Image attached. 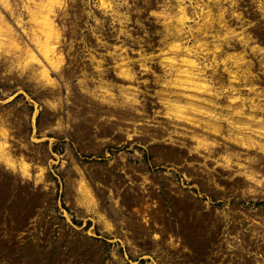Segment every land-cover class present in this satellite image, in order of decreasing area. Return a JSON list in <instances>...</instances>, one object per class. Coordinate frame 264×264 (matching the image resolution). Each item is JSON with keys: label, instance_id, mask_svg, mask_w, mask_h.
<instances>
[{"label": "rangeland", "instance_id": "obj_1", "mask_svg": "<svg viewBox=\"0 0 264 264\" xmlns=\"http://www.w3.org/2000/svg\"><path fill=\"white\" fill-rule=\"evenodd\" d=\"M11 1L22 13L24 25L29 24L22 0ZM116 1L128 21L102 13L96 7L99 0H66V17L60 10L55 21L69 24L77 17L72 24H101L100 19L102 24H154L155 19H162L156 12L165 11L148 6L149 0ZM249 1L247 9L252 14L245 20L246 52L253 60V73L258 74L254 87L259 90V50L251 47L259 44L256 26L259 21L264 24V18L259 19L258 8L264 12V0L260 7L259 0ZM179 2L190 16L185 24L202 21V0ZM77 6L83 12L75 10ZM0 9L16 26L18 39L28 41L14 17ZM240 9L232 4L224 13L225 23L235 25V32L243 27L237 17ZM213 18V27L219 29L214 13ZM209 33L204 37L215 40L216 35ZM260 45L264 47V41ZM87 52L83 55L94 53ZM9 55L0 52V126L9 131L8 153L16 163L12 166L0 158V264H264V173L254 171L256 179H252L245 170L251 160L259 161L262 151L246 152L217 134L216 141L222 139L217 151L224 152V142L240 151L238 160L233 156V163L224 165L218 152L191 149L194 142L179 133H189L185 128L147 124L143 97L130 104V116H125L133 122L115 121L105 111L89 123L71 116L66 119L63 107L52 103L50 85L36 83L30 71L17 65L7 71ZM73 58L71 67L76 69ZM132 65L135 71L147 70L137 61ZM139 72L138 82L133 83L141 89L138 92L144 91L143 96L150 90L142 81L147 74ZM72 76L68 83L76 89ZM21 157L30 162L28 173L20 169ZM259 177L262 184L257 183Z\"/></svg>", "mask_w": 264, "mask_h": 264}, {"label": "bare ground", "instance_id": "obj_2", "mask_svg": "<svg viewBox=\"0 0 264 264\" xmlns=\"http://www.w3.org/2000/svg\"><path fill=\"white\" fill-rule=\"evenodd\" d=\"M201 4H204V6H202ZM22 6L28 14L29 24L26 25H24L22 13L15 10L13 2L11 0H0V7L7 10L9 14L14 17L15 24L20 25L23 32L27 34V36H25L28 37V41L18 39V36L20 35L15 28L16 26L10 23L11 20L9 21V18L7 19V15H5L2 12V9H0V52L4 50L7 55L8 53L12 54L9 55V58H5L7 62H9L7 71H9L8 69L14 67L13 65H17V67L19 66L22 70L30 71V78L34 79L36 83H46L51 86V88L47 90L49 93H52V96L54 97V101H52L54 106L58 105L63 107L60 96L54 94V90L59 89V85L61 87L63 83L60 84V81H58L57 78L54 79L52 77V73L55 72L57 74H60L64 79L62 74L64 56L60 48L57 47V44L60 41V37L62 36V30L55 21V18L59 17L58 11L60 10V12L62 13V17H66V0H22ZM223 6L218 5V7L216 8V12H213L212 10L214 8L213 6L211 7V4L208 3V0L207 3H204L202 0V2L199 3V8L201 12L204 13V15L201 13L203 15L202 21L196 22V29L199 31V36L196 37V35H194L195 38L190 45L183 44L181 39L180 41H178L176 40V38H172L170 42L166 44V49L163 48V50L161 48L160 52L163 51L164 53V51L166 50V52L169 53L166 55L162 53L163 55L160 57L161 59L159 61L166 74L162 81L166 82L168 88L167 92H165L166 96L164 97V110H162V113L164 114V116L170 119L166 120L167 122L164 123L161 128H168L166 124L177 126V124L179 123L175 122L174 120L184 121L186 124H188L185 126L186 128L190 129L193 127L194 130H196L194 132L191 131L192 134H190V139L194 142L190 144V147H192L191 149H193L194 151H198L200 148H202L206 150L208 154L211 152H218V154L223 157V161H225V163L223 164L228 166L233 161L232 156L237 157L238 160V157L240 155L239 151H228V146L225 144V142L223 144L224 152L221 151V153L219 150L217 151L216 145L218 146L217 143L222 140L221 139L220 141H216L217 139H215V135L217 134L224 136V138L235 143L238 146L244 147L247 150L246 152H248V149L250 150L252 148H258L259 151H262L264 153V140H262L264 137V115H260L261 113L264 114V102L262 100L260 101V99L264 98V90H259L258 92H256L254 91V88H252V86L255 85L251 84L254 81L252 79L254 75L256 76V74L252 73L253 70H251L252 61L247 59L248 64H243V62H245L246 60L245 45L242 44L243 47L232 46V48L234 47V49L231 52H225L224 54H222L223 50H225V48L222 49L225 41L220 42V40H226V43H228L227 39H233L230 36L235 32H233V28L229 26L230 24L225 23V11ZM260 6H262V0L258 1V7ZM96 7L99 8L102 13L107 12L111 14V19L116 18L120 20L124 17L123 19L125 20V22L129 19L127 14H124L123 11L120 12L119 4L116 0H99V3L96 4ZM176 7L177 8L174 12L165 10L163 13L161 12L162 10L160 11L163 16L162 24H165L168 27H174V31L172 32L173 35L179 33V31L181 32V29L184 27L185 21L190 17L184 3L181 4L180 2H177ZM77 9L83 12L82 6L75 7V10ZM84 12H86L87 14L92 13L91 10H84ZM213 13L218 18L217 21L219 23V29L213 27ZM156 14L159 13L156 12ZM97 18L98 17L95 16V19ZM73 19H75L76 21L78 18L74 17ZM73 19L68 21L69 24L73 23ZM102 21V19L99 20L101 24ZM221 22L222 24H220ZM211 28V33H213V35H216V38L214 41L212 39L213 43L209 45L210 43L207 41V34L211 31ZM221 28H224V31H222V33L221 31H219ZM214 30L215 32H213ZM185 32H183V34ZM205 35L207 36L204 37ZM238 35H240V33ZM242 35L244 34L242 33ZM239 38L240 37H238V39ZM242 38L244 37L242 36ZM247 39L248 38L243 39V42L245 44L248 43ZM260 47L262 46L255 45L251 48L252 50H254L255 48ZM259 50H261V48ZM210 52L213 54V57L210 61L206 62L203 59L201 61L197 59L196 54H207ZM141 53H139V55ZM119 54L121 55V52H119ZM179 55L181 56L179 57ZM10 56L12 58H10ZM140 57L142 61H140L139 64L143 66L144 69H148V65H146V63L144 62L146 56L140 55ZM151 57L152 56H150V58ZM129 61L133 60L129 59V57L121 55V59L119 60L117 66V68L119 69L118 74L120 75L121 79L127 80V78H135V71L133 70L132 62ZM218 63H222V66L220 67L222 68V70H225L227 72V77H224L222 73H214V71L217 72V69L220 70V68H217ZM97 64H100L99 60L97 61ZM206 67L211 68L212 72L210 74V78L212 79H210L209 77L207 78L204 75V70ZM242 79L244 80V83L248 82L249 84H251L250 86L249 84L246 86L249 87V90L254 91L258 98L256 96V99L252 97L246 98L241 96V92L239 90L240 88L233 86V84H235V82H239ZM212 81H216L221 87L229 86L231 89L238 92V94L232 95L228 99L229 101L223 103V105L221 102L222 100H225L223 97L225 95L218 96L219 92L216 88H214V85L216 86V84L213 85V83H211ZM226 82L230 84L228 85ZM77 86L81 89H84L90 99H95L96 97H98L101 104L106 105L107 107H110L114 104V102L110 98L113 95V92L110 90V84L107 82H105V86H102L101 83L98 84V86L103 88L102 92H95L94 89L88 87L85 83V78H81L77 83ZM66 89H68L69 94H72L71 92H69L70 89L68 88V86ZM138 89L139 88L135 87L132 91H129V93H131V96L125 94V91L123 90H121L119 94L121 95L123 101L126 103H128L127 100L129 99L132 103H138L140 102V98L137 97ZM73 99H78V101H81L82 97L81 95H79V97L78 95H76ZM256 100H259V103ZM236 103L240 104L236 106ZM120 105L125 104L120 103ZM69 111L70 109H67V113ZM257 111H259L260 113L259 116H257L256 114ZM72 113L73 114H69V117L71 116L73 119H77V121L87 117L84 115V111L81 109V106L80 109L77 107L72 110ZM222 121H225L227 127L223 125L224 123ZM225 129L227 130V132H225L227 133L226 135L225 133L223 134V130ZM167 130H169L170 132L173 131L178 133V131L174 129L169 128ZM8 132L9 131L6 126H0V137H3H1L2 140H0V158H3L9 165L15 166V160L8 153ZM187 134L188 133L183 132L182 135L187 136ZM219 137L217 138L219 139ZM181 145H185V143ZM218 154L216 156H218ZM252 156L253 155H251V159ZM261 157L262 159H260ZM263 159L264 155H259V161ZM237 160H235V162H237ZM219 162L222 163V161ZM29 163L24 159V157L20 158L19 166L23 173H28V167L30 166ZM238 164H241V161L240 163L238 161L237 165ZM246 164H248L247 161ZM245 170H247L246 175L248 177H252L253 179L255 175L254 170L250 171L247 168ZM263 173L264 171L259 168V175H263ZM260 177L259 179H257V183L262 184V178Z\"/></svg>", "mask_w": 264, "mask_h": 264}, {"label": "flooded vegetation", "instance_id": "obj_3", "mask_svg": "<svg viewBox=\"0 0 264 264\" xmlns=\"http://www.w3.org/2000/svg\"><path fill=\"white\" fill-rule=\"evenodd\" d=\"M179 1H181V0H178L177 2H179ZM225 1L227 2L228 5L224 4V6H223V2H225ZM249 2H250L249 0H220V1L219 0H208V3L211 4V7L213 6V8H214L212 10L213 12H216V8L218 7V5H221L224 7V11H225L224 13H226L229 10V9L227 10L228 6H232V4L234 6H238L239 8H241L238 11L239 14L237 13L238 14L237 17H239V21L241 22L240 24L243 26V27H240V29H239L240 35H238L239 34L238 32H234L235 31L234 30L235 25L230 23L229 26H231L233 28V32H234L230 37H232L233 39H227L229 44L226 43V40L222 41V42L225 41L223 44V47H222V49L225 48V50H223V53L221 52L222 54H224L225 52H231L235 46H242V44L243 45L245 44L243 42V39L248 38L247 37V31L245 29V28H247V23L245 24V20L247 21V19H249L248 13L250 11L247 9V4ZM147 5L148 6L149 5L159 6L163 10L172 11L171 8L173 6L176 7L177 3L173 2V0H162V1L149 0L147 2ZM242 9H246L245 12H243ZM258 9H259V19L264 18V15H262V13L264 14V12L262 11L261 8H258ZM152 10H154V9H152ZM160 11L161 10H159V12ZM159 14H162V13H159ZM249 14L251 15L252 12H250ZM162 19H163V16H162ZM162 19L161 20H159L158 18L155 19L154 24L153 23H151V24H58V26L62 30V33H61L62 36L60 37V41L58 42L57 47L59 46L58 48H60V50H61V48L64 49V52H63L64 63L62 65L63 66L62 74H63L64 79L62 78V76L60 74L56 73L58 75L57 80L60 81V84L63 83V85L61 87L59 85V89L54 90V94L62 92L61 93L62 97L61 96L60 97L62 98L61 102L63 103V111H64V115H65L66 119L69 118V114L72 113V110H74L77 107L80 109V106H81V109L84 111V115L87 116L83 119V122L89 123L90 119H93L95 115H99V112H103V111H105L104 113H106V114L108 113V114L114 115L115 117L112 119L113 120L115 119V121L133 122V120L125 119L126 118L125 116L129 115L128 113H129V111H131L130 110L131 107H133L132 105H130V104H132V102H130V99L127 100L128 103L124 102L121 95L119 94V92L121 90H123V91H125V94H127L128 96L129 95L131 96V93H129V91H132L133 88H135V87L138 88L137 85L134 84L133 82H138L136 77H137V72H139V70L135 71V69H133L135 71L134 72L135 78H133V79L127 78V80L121 79L120 75L118 74L119 69L117 68L118 62L121 59V55L119 54V52H121L122 54H124L123 56L129 57V59H132L133 64H134V61H137V64H139L140 61H142L140 55L146 56V59L144 60V62L146 63V65H148V69L145 68L147 70L142 72V73L140 71L139 75L147 74L145 77L146 79H142V81L144 83L148 84V85H146V87L150 91L149 92L145 91V94L143 96H142V94L144 91L138 92L137 94H138V97L140 98V100H142V97H143V101H145V104H146V110L145 111L146 112H144L143 118L146 119L147 124H152V125L161 124V126H163L164 123L167 122L166 120H170L166 116H164V114L162 113V110H164V97L166 96L165 92H167L168 88H167L166 82L162 81L163 78L166 76V74H165L163 67L161 66L160 61H159L161 59L160 57L163 54L166 55L169 53H167L166 50L164 51V53H163V51L160 52V50H161V48L166 49L165 48V47H167L166 44L168 42H170V40L172 38H176V40H178V41H180V39H181L183 44L190 45V44H192V42L195 38L194 35H196V37L199 36V31L196 29L197 24H184L183 28L185 29L186 32L187 31H189V32L186 33L184 31V29L182 28L181 32L179 31V33L173 35L172 32L174 31V27L173 26L168 27L165 24H162ZM224 19H225V17H224ZM156 20L158 21V23ZM155 23H157V24H155ZM189 25H190V27H189ZM241 25H239V26H241ZM193 26H195V27H193ZM192 27L194 28V30ZM188 28L189 29L191 28L192 31H191V29L189 30ZM256 30H257V32L259 31V37H257L258 38L257 40H259L258 41L259 44L258 43H255V44L262 46L260 44L264 41V24H261V22L259 21V24H257V26H256ZM183 32H185V33L183 34ZM241 32L244 35H242ZM242 36L244 38H242ZM238 37H240L239 38L240 42H239ZM208 39H207V41L210 43L209 45H211V43H213L214 40L212 41L211 38H208ZM248 41H249V39H247V42ZM60 45H61V47H60ZM226 45H227V47H226ZM247 45H248V43L245 44V51H247L246 50ZM135 46H139V47L137 48ZM232 46H234V47L232 48ZM260 48H261V50H259ZM260 48L256 49V50H259V56H256V58L259 59L257 61L259 63V68H260V72H261V75L259 74V80H258L259 81V90L263 91L264 90V54H263L264 52H262V51L264 50V48H263V46ZM87 49L93 50L94 53H92L91 56L90 55L84 56L83 54L88 53ZM98 49H102V50H98ZM257 52L258 51H255L254 54H256ZM132 53H137L138 55L133 56ZM139 53H141V54L139 55ZM72 56L74 57L73 59L76 61V64H75L76 69L75 68L72 69V67H71L72 66V61H71ZM150 56H152V57L150 58ZM180 56L181 55H179V57ZM196 56H197V59H199L200 61L203 59L204 61L208 62L212 59L213 54L211 52L207 53V54L198 53V55L196 54ZM245 58H246V60H245V62H243L244 65L248 64V60L252 61V63H251L252 69L251 68L250 69L253 70L252 71V73H253L255 71L254 63H253V60H251L250 58L247 57V52L245 54ZM98 60L100 62L99 65L97 64ZM147 63H149V64H147ZM221 64L222 63H220V64L218 63V67L217 66L216 67L220 68V70L217 69L216 70L217 72L214 71V73H222L224 75V77H227V72L225 70H222V68L220 67V66H222ZM140 68H141V66H140ZM231 68H233V67H231ZM73 71H74V73H76L78 75V81H76L77 79L72 76V75H74ZM87 72L90 76L86 75ZM211 72H212L211 68L206 67L204 70V75L207 78L208 77L210 78ZM71 76L73 77V78H71V81L77 82V83L79 82V80L81 78H85V83L87 84V86L94 89L95 92H100V91L102 92V90H103V88L98 86L99 83H101L102 86H105V82L109 83L110 84V90L113 92V95L110 98L114 102V104L111 105L110 107H107L106 105L104 106L103 104H101L98 97H96L95 99H90L88 94H86V91L84 89H81L77 85H76V89H75L74 87H72L70 85V83H68V82H70ZM254 77H258V76L254 75ZM254 77L252 80H254ZM210 79H212V78H210ZM211 83H213V85L216 84V86L214 85V88H216L218 90V92H219L218 96L219 95L220 96L225 95V96H223L225 100L224 101L222 100V102H221L222 104L228 102L229 101L228 99L232 95L238 94V92L231 89L229 86L228 87L227 86L221 87V86H219V84L216 81H212ZM226 83L228 85L230 84L228 82H226ZM255 83L256 82L253 81V83H251V84L253 85ZM248 84H249L248 82L244 83V80L242 79L239 82H235V84H233V86L240 88L239 90L241 92L240 93L241 96L246 97V98H248V97L253 98L254 95L256 96L254 91L258 92L259 90H257V89L255 90L254 85L252 86V88H254V91L249 90V87L246 86ZM251 84H249V86ZM67 86L70 89L69 92H71L72 94L68 93V89H66ZM244 88H246L248 90L243 91ZM260 88H262V89H260ZM139 90H141V89H139ZM73 91H75L76 94ZM246 92H247V94L249 92V94L244 95V93H246ZM252 93H254L253 96H252ZM50 94L52 95V93H50ZM76 95H78V97H79V95H81L82 100L78 101V99H73V98H75ZM260 96H262V95H260ZM256 97L258 98V96H256ZM263 97H264V95H263ZM160 99H162V100H160ZM261 100L264 102V98L260 99V101ZM246 101H247V99H246ZM256 101H258V103H259V100H256ZM66 103H68V104L66 105ZM120 103L125 104V105H120ZM239 104L240 103H236V106ZM67 109H70V111L68 113H67ZM134 110H135V107H134ZM256 114H257V116H259V114H260L259 111H257ZM158 115L161 118H157L156 116H158ZM260 115L263 116L264 114L261 113ZM117 116L123 117V118L119 119V118H117ZM110 117H112V116H110ZM90 121L93 122L92 120H90ZM174 121L179 123V124H177L178 127H183L185 129H189V128L185 127L188 124H186L184 121H182V120H174ZM222 122L224 123L223 125H225V127H227L225 121H222ZM187 131H189V133L187 134V136L184 135V137H186V139L190 141V134H192L191 131L194 132L196 130H194V128L192 127ZM225 131L227 132L226 129H225ZM181 133L183 134V132H181ZM226 145H228V144H226ZM228 146H229L228 148L230 149V150L228 149V151L234 152L235 145L233 146V143H231ZM242 153H243V151H242ZM239 154H240V151H239ZM261 155H264V154H261ZM260 159H262V157ZM263 160H261V161H256V160L250 161V163L247 165V167H248L247 169L250 171L254 170V171H256V173L259 174V168L264 171ZM263 177L264 176H262V178Z\"/></svg>", "mask_w": 264, "mask_h": 264}]
</instances>
